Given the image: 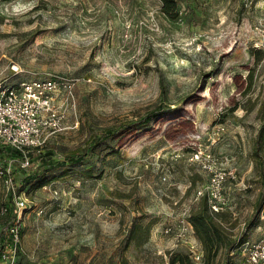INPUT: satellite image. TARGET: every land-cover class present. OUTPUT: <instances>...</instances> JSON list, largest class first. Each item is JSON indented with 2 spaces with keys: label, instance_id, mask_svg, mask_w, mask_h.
Segmentation results:
<instances>
[{
  "label": "rangeland",
  "instance_id": "rangeland-1",
  "mask_svg": "<svg viewBox=\"0 0 264 264\" xmlns=\"http://www.w3.org/2000/svg\"><path fill=\"white\" fill-rule=\"evenodd\" d=\"M177 3L171 17L161 0H0V82L75 79V105L48 140L56 154L158 104L171 108L46 186L26 188L20 264H169L176 250H202L194 232L176 233L208 183L195 150L231 172L228 227H246V240L262 234L261 217L246 221L264 185L253 155L264 108V0ZM133 222L149 227L145 243L126 242Z\"/></svg>",
  "mask_w": 264,
  "mask_h": 264
},
{
  "label": "built area",
  "instance_id": "built-area-1",
  "mask_svg": "<svg viewBox=\"0 0 264 264\" xmlns=\"http://www.w3.org/2000/svg\"><path fill=\"white\" fill-rule=\"evenodd\" d=\"M13 69L14 73H18V66L13 65ZM74 86L75 79L63 74L18 82H0V144L21 152L19 163L22 167L27 168L32 164L30 150L41 148L53 134L64 128L69 108L74 107L76 101ZM75 124H79L78 119ZM191 160L198 162L209 175L207 185L197 189V198L206 196L213 212L224 210L227 204L225 184L231 172L208 150H195ZM0 175L7 190L14 188L11 164L1 170ZM28 201L25 192L15 195L17 216L6 227L10 240L4 246L0 264H19L23 240L22 212L27 208ZM260 217L264 220V208ZM190 231L194 232V229L188 220L182 223L176 233L185 239ZM164 232H173V227L167 225ZM239 248L243 253L239 264H264V230L258 239L246 240ZM190 250L195 261L203 260L200 246L195 249V245H192Z\"/></svg>",
  "mask_w": 264,
  "mask_h": 264
},
{
  "label": "trees",
  "instance_id": "trees-1",
  "mask_svg": "<svg viewBox=\"0 0 264 264\" xmlns=\"http://www.w3.org/2000/svg\"><path fill=\"white\" fill-rule=\"evenodd\" d=\"M161 1L162 10L166 14L171 17L178 16L177 0ZM170 109L169 106L163 103L158 104L135 118L103 128L100 132L92 134L85 144L76 148L65 149L61 154H56L50 149L47 141L41 148L29 151L32 164L27 168L22 167L19 163L22 155L20 151L0 144V171L5 170L11 164L14 179V188L6 189V192L0 191V259L4 246L10 240L6 227L14 222L17 216L14 202L15 195L26 193L27 187L35 191L46 186L59 176L67 173L69 165H76L90 153L102 148L108 139L117 136L119 132H127L138 127L151 125L156 118ZM261 115L262 124L257 133L253 155L255 160L260 164L261 181L264 184V108ZM17 172L22 174L20 179L17 178ZM83 173L87 176L94 175L92 168L83 169ZM263 208L264 185L255 201L252 216L246 221L248 227L257 223ZM225 209L213 212L209 207L207 197L203 196L199 206L192 210L189 216L195 236L202 244L203 260L197 262L189 252L176 250L170 255L169 264H233V253L246 241L247 229L245 227L237 234L231 230L227 225L230 214ZM143 229L149 230V227L147 228V226H143L141 223L133 222L129 229V234L126 236V242L130 243L135 239L137 244L145 243L148 240V236L143 232V237H140V232ZM21 232L23 237L22 229ZM123 261H125L124 264H128L126 258Z\"/></svg>",
  "mask_w": 264,
  "mask_h": 264
}]
</instances>
